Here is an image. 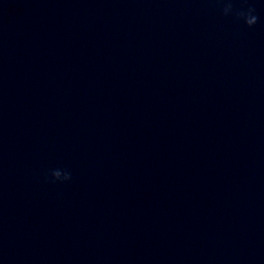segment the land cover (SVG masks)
<instances>
[{
	"label": "clouds",
	"instance_id": "1",
	"mask_svg": "<svg viewBox=\"0 0 264 264\" xmlns=\"http://www.w3.org/2000/svg\"><path fill=\"white\" fill-rule=\"evenodd\" d=\"M223 4L221 9L222 14L225 16L234 15L237 20L243 21V23L252 28L255 26L259 20V17L255 14L256 9L254 7H241L236 9L234 7L235 0H219ZM242 4H247V0H241ZM52 182L56 181H68L71 179L70 173L66 171H61L60 169H55L51 172Z\"/></svg>",
	"mask_w": 264,
	"mask_h": 264
}]
</instances>
